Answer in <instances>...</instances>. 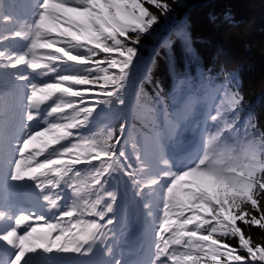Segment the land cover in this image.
Segmentation results:
<instances>
[{
	"label": "rangeland",
	"instance_id": "1",
	"mask_svg": "<svg viewBox=\"0 0 264 264\" xmlns=\"http://www.w3.org/2000/svg\"><path fill=\"white\" fill-rule=\"evenodd\" d=\"M67 3L71 5L68 6ZM11 4L13 5V3ZM48 4L50 7L45 26L41 27L39 21L36 22L37 24L31 23L29 17L21 15L16 8L11 7L10 15L6 18L7 22L1 28V30L14 31L15 36L16 31L22 33L19 37H15L13 44L21 46V50L23 49L24 52L15 50L13 44H7L6 48L12 46V49L8 48L0 53V59L3 61H15L17 57H23L20 65L11 70L18 76L0 87V126L4 115L8 114L9 116L12 115V120L13 116L17 119L16 124L20 128L18 134H10L8 132L12 126H2L4 136L3 140L0 141L3 144V152L0 151V185L3 184L5 178L11 179L10 172L15 171L13 160H16L19 161L20 172L28 173V175L22 176L19 180L11 179L12 184L16 181L36 179V186L40 184H42L41 186H53L54 194L57 196H69L71 194V209L78 207L81 212L79 218L70 216L64 227L69 226L68 232L70 233H78V230L95 225L96 227L92 229V240L84 244L83 248L95 243H100L99 246H102L100 252L94 250L83 257L84 260L80 264H109L111 260L114 261L117 258L119 248L128 243L129 236L124 231L126 225L132 224V219L135 218L126 210V206L122 202V197L128 188L130 191L123 199L130 204L131 211L139 218L144 242L141 252L138 254L137 251V263L145 264L150 248L156 246L157 234L158 246L150 253V264H184L182 257L196 252H206L208 257L214 260H218L221 256H231L229 251L214 239V234L219 235L222 232L221 226L225 225V221L220 220L219 223H212L211 212L208 210L210 206L215 207V199L222 189L221 184L225 195L240 191L244 196H249L256 186L257 176L264 170V140L260 138L256 126L252 124L251 118L247 119L243 126L241 122H235L239 121L238 118L242 112V100L238 95V86L234 87L235 91H232V96L226 100L229 110H232L230 112V117L233 118H231L232 123L226 124V122L221 121V118L219 121V129L225 135L221 137L217 135L220 132L217 123L213 125V122L207 120H202L203 126L199 128L201 131L202 129L212 130V134L210 132L208 136L210 154L204 162L208 170H197L195 173L185 174L195 164L186 163L180 171H174L175 164L166 157L167 152H169L166 145H162L163 150H161V158H159L157 138L153 137L150 131H143L140 127L137 130L139 132L137 139L118 155L116 168H114L116 173L121 175L125 186L124 184H120L119 187L117 185L116 187L112 186V190L109 189L104 194L101 204L89 205L88 203L91 202L89 195H85V193L77 195L81 186L86 187L82 181V176L85 175V167L82 165L76 168L69 167L61 174H57L54 169L57 164H60V161L49 162L55 157L64 158L75 153L80 159L92 156L89 152V139L93 135H99L103 129L110 128L111 121L107 114L111 113L112 106L111 104L102 105L94 120L83 122L80 120L82 117H78L79 114H74L76 109L72 108L73 103L76 100L85 104L92 102L91 94L94 92L86 87H79L80 84L76 87L70 85L75 89L78 97L71 96L67 91L61 89V86L67 84L63 76L68 73L82 74L86 72V69L79 65H75L76 68H74V65L69 66L67 63L69 54L74 52L71 47L73 43L71 36L76 35L68 32L69 34L66 36L65 31L71 29L67 24L77 16L69 11L68 13H70V17L72 15V18L68 21L62 12V8L76 9L75 6L79 4L84 6L83 9H79L84 14H92L95 11H102L104 7H109L112 11H108L112 13V16L108 15L106 11L99 18V27L102 32H108L114 27H118L116 22H119L120 25L123 21L134 22V17L125 4H112L111 0H70L58 5L49 1ZM59 12L61 13L60 16L58 15ZM82 12L79 13V19L82 23L88 24V29L85 32V36H87L92 34L93 27L88 23L89 19L82 17ZM79 29H82L81 32L84 31L82 26H79ZM29 35L31 38H35L34 41L37 42L38 46L37 51L28 55L30 59L27 58L28 56L25 57V44L28 43ZM78 43L80 45L81 42ZM45 78H47V85H42L39 79L44 81ZM20 89L23 91L21 95ZM29 89H34L31 94H29ZM10 93H12L11 96H9ZM54 93L58 94V98L53 103L52 109L48 113H44L42 125L35 127L30 123L31 132L29 135H24V129L28 124L24 119V110H20V107H23L22 101L25 103L24 109L37 110L34 107H39L40 101ZM202 94L205 101L200 108L204 111L203 115L208 118L211 115L212 95H209V91H203ZM7 97L9 98L7 99ZM123 100L124 105H127L126 99L123 98ZM237 100L240 101L238 105L236 104ZM193 102L190 104L192 105ZM5 105H9L7 109H5ZM80 111L83 113L84 108ZM134 111H138L135 105ZM217 114L216 111L213 116H217ZM223 115L221 114V116ZM37 118L34 115L32 121ZM65 125H68L66 127L69 131H67L73 133L76 140L65 146L48 148L46 142H53L54 137L65 135L64 131L66 130H63ZM151 129L154 131L155 128L152 127ZM35 133H41V135L28 143L27 147H24L23 155H21V141ZM201 139L200 144H205L204 139ZM128 141L129 136L125 134L123 139L118 141L119 149ZM229 143L232 145L229 146ZM100 144H102L101 141ZM137 157L153 159L151 168L145 169L143 165L137 168L136 166L139 164ZM221 157L227 161V164L221 162ZM72 160H67L66 163L72 165ZM164 161H167L168 164H165ZM157 163H159L160 169H158ZM178 165H182V163ZM159 170L161 173L162 171H169V176H165L164 181H162L165 189L172 185L170 198L167 201L164 198L165 190L159 191V179L157 177ZM173 181H175L174 184ZM200 196H203L204 199L198 200L197 197ZM166 203L167 207H165ZM216 203H218L217 200ZM222 212L224 210H221L219 214ZM192 213L199 214L185 219ZM81 219L86 222H79L82 228L75 223ZM108 219L113 222L109 223ZM178 221L179 223H177ZM2 222L3 220H0V226ZM196 222L198 223L196 224ZM208 223L212 225L209 229L214 231L212 234L210 233L209 237L204 233L208 228ZM131 227L133 228L132 233L138 229V227ZM50 231L51 229L46 227L40 237L49 234ZM33 238L35 240V237L29 236L28 243H32ZM100 253L102 257L99 256ZM57 264H64V262L58 261Z\"/></svg>",
	"mask_w": 264,
	"mask_h": 264
},
{
	"label": "trees",
	"instance_id": "2",
	"mask_svg": "<svg viewBox=\"0 0 264 264\" xmlns=\"http://www.w3.org/2000/svg\"><path fill=\"white\" fill-rule=\"evenodd\" d=\"M160 2L169 4L172 11L163 14L146 0H131L125 4L131 13L136 10L141 16L140 5L144 4L158 16L157 23L141 36L138 45L124 40L123 34L117 30L116 36L122 43L106 38L96 46L105 47L107 52L116 48L127 56V48L135 47L138 53L134 60H151L141 97L144 104L154 111L159 104V100H155L157 94L170 88L174 79L238 84L239 94L243 97V114L251 118L264 138V0ZM132 25L137 30L141 27L138 22ZM166 36L172 40L170 45L162 43ZM88 57L102 58L103 53L95 48ZM114 59L119 69L112 72L119 75V70L125 67L122 63L124 59L120 56ZM5 67L0 63V77L7 78L3 70ZM107 80L86 79L102 99H113L115 89L109 90ZM112 90L113 93L108 95ZM166 104H169L168 101ZM132 121L134 127L145 123L144 118L136 115ZM220 203L225 212L219 218L226 219V223L222 227L224 236L219 238L231 256L214 260L206 255L205 259H197L196 263L264 264V172L250 196L238 193L220 195Z\"/></svg>",
	"mask_w": 264,
	"mask_h": 264
},
{
	"label": "clouds",
	"instance_id": "3",
	"mask_svg": "<svg viewBox=\"0 0 264 264\" xmlns=\"http://www.w3.org/2000/svg\"><path fill=\"white\" fill-rule=\"evenodd\" d=\"M146 3L148 4H154V0H146ZM83 5H76V9H83ZM140 10L142 11L143 15H138L137 11L134 10L132 12V16L137 20V22L141 25L140 29L137 30V28L134 25H120L119 22L117 23V26L120 30V32L123 34L124 40H129L132 42V44H139L141 36L148 31L149 28L152 27L153 24L156 22V17L153 13H151L148 8L144 7V4L140 5ZM67 24V21H65ZM69 28H71L73 31H78L79 26L74 24H67ZM132 33V34H129ZM115 40V37H113ZM116 43H122V40H115ZM127 52L129 53L128 58L126 61H122V63L125 64L126 67H130L132 60L135 59L138 49L135 47H128ZM243 97H240V100H242ZM239 100L236 101V104H239ZM120 104H124L123 99H119ZM55 111V109H53ZM219 115V113H218ZM211 119L213 121L217 120V116H212ZM123 125H121V129H123ZM231 127V126H227ZM41 133H35L32 136H29L27 139H24L21 141L20 145V154L23 155L24 151V144L29 143L33 140H36L38 136H40ZM217 135H220V132L217 133ZM264 135V133H262ZM206 160L205 157H201L198 161L195 162V164L187 170L185 174H192L197 171L201 167V165L204 164ZM19 163V161H18ZM165 164H168L167 161H164ZM170 168V165H169ZM162 176H169V171H162ZM175 181H173V184ZM161 188H163V185H161ZM172 190V185L168 187V189H165V200L167 201L170 198V193ZM47 196H41V201L38 205L41 215L38 218L46 219L48 218V215H55L56 213L60 212L59 207L54 204L47 203ZM198 200L204 199L203 196L197 197ZM167 203L165 204V207H167ZM55 209V211H53ZM21 217H28L30 215H34L31 210H26L25 212L20 214ZM73 213L71 211L68 212H62L59 216H56V219L59 220L63 216H72ZM95 225L89 226L87 229L78 230V233H70L67 231L62 232L61 234L52 235L51 231L49 234L40 237L37 236L35 238L36 240V246L32 249V251L27 255V259L25 260V264H30V261L33 258H40L42 264H57L58 261L64 262V264H80L81 261H83V257L87 256L91 252V247L84 250L83 245L87 244L90 240L93 238L92 229L95 228ZM49 228L54 230L56 228L55 224H49ZM13 229H15V222H13ZM26 233L31 232L32 228L27 225L26 226ZM7 235V234H6ZM98 239V238H97ZM77 254V255H73Z\"/></svg>",
	"mask_w": 264,
	"mask_h": 264
},
{
	"label": "snow or ice",
	"instance_id": "4",
	"mask_svg": "<svg viewBox=\"0 0 264 264\" xmlns=\"http://www.w3.org/2000/svg\"><path fill=\"white\" fill-rule=\"evenodd\" d=\"M157 9L160 10L161 13L163 14H169L172 11V8L169 4L167 3H161L160 0H154V4ZM50 5L45 2V0H40L39 2V8L41 9V12L38 14V19L40 26L43 27L45 26V21L48 18V9ZM156 17V22L158 21V16L157 14H154ZM23 57H17L16 60L13 62V66H15L16 63L22 62ZM6 79V77H0V81ZM11 82V81H9ZM191 109V104H187L185 106V111H190ZM123 131V129L121 130ZM4 136V131L2 126H0V141L3 140ZM120 139H123V136L120 137ZM30 143V142H29ZM28 143L24 144V147H27ZM3 150V144L0 143V151ZM139 164L136 166L139 168L140 165H143L145 169H149L152 166L153 159L149 157H145L141 159L140 157H137ZM157 162V161H156ZM13 166L15 171L10 172V178L12 180H19L22 178L24 175H28V173H21L20 172V164L16 161L13 160ZM3 203V186L0 185V204ZM48 218L45 219V223L47 222ZM109 223H112L113 221L111 219H108ZM31 228H33V225H29ZM27 231V229H25ZM29 236L31 232H28ZM21 239H20V246H17L15 248H11L9 245L5 244V241L9 240L10 237L4 233H0V245H3L5 248H7L11 252L10 258H8L6 261L3 257H0V264H25V260L27 259L26 253H30L32 249L28 247V245L25 243V241L29 238L28 236H25L24 234H20Z\"/></svg>",
	"mask_w": 264,
	"mask_h": 264
},
{
	"label": "bare ground",
	"instance_id": "5",
	"mask_svg": "<svg viewBox=\"0 0 264 264\" xmlns=\"http://www.w3.org/2000/svg\"><path fill=\"white\" fill-rule=\"evenodd\" d=\"M12 93L9 94V96L11 95ZM8 115V114H7ZM5 116L1 122V125L2 126H10L12 125V117L11 116ZM189 160H191V157L189 158ZM24 183V182H23ZM20 186H17L16 189H18ZM4 211H5V214H4V219H5V223H4V227H3V231L5 232V234H9L8 236L10 237L9 240L5 241V244L9 245L11 248H15L19 245H17V243H14V240L15 239H18V236L16 235V228L19 226L18 224H15V229H13V220H10L9 219V215L12 211H15V206L12 207V206H9L8 203L7 205L4 207ZM28 218H23L22 219V223L27 221ZM40 226H37L35 227V231H37V228H39ZM46 226H43L41 227V232L44 231ZM42 233H39L38 235L41 236ZM29 235V233H28ZM7 242H10V243H7ZM29 241H25V243L28 245L29 248H33L34 247V242H36V240H33L31 241L32 243H28Z\"/></svg>",
	"mask_w": 264,
	"mask_h": 264
}]
</instances>
